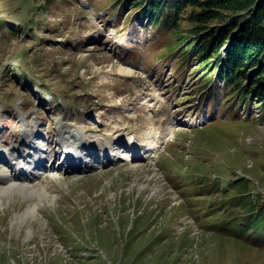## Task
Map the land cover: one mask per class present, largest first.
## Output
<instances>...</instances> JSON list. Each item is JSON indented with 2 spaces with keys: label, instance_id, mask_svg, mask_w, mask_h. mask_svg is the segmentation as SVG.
I'll return each mask as SVG.
<instances>
[{
  "label": "rangeland",
  "instance_id": "obj_1",
  "mask_svg": "<svg viewBox=\"0 0 264 264\" xmlns=\"http://www.w3.org/2000/svg\"><path fill=\"white\" fill-rule=\"evenodd\" d=\"M115 1L0 0V129H3L0 130V137L3 140L9 144L21 143L25 123L30 127L35 125L36 121H22V106L25 115L32 114L29 120L34 115L40 117L38 126L43 131L38 129L35 132L37 136L44 132L42 146L47 144V148L52 150L54 147L49 143L55 144L56 152L60 149V155L65 156L62 159L58 153L56 159L69 163L71 169L81 167L82 160H79L76 143L66 144V138L63 140L61 137L57 142L60 125L66 130V135L68 131L76 133L71 138L75 142L87 136L94 138L101 148L110 143V135L114 140V134L122 129L144 139L135 141L138 149H132L126 142L120 144L123 150L127 149V155L139 153L135 154V158H119L117 153L114 159L104 162L98 172L90 169V166L97 167L90 157L82 175L58 173L56 177L39 178L54 197L41 198L38 192L32 197L9 193L3 196L0 216L6 215L7 210L11 211L7 220L0 218V264H264L262 237L255 231L251 232L254 241L243 238L232 240L220 233L222 226L211 230L201 228L198 236L194 237L186 222L174 219L178 213V208L174 207L181 205L186 206L185 213L194 216L188 196L203 194L200 184L212 181L214 177L221 181L227 179L234 167L239 174L249 172L243 175L252 179V183L260 184L264 195V115L249 120L252 113H259V107L252 104V100H247L245 105H240L236 119L232 120L237 121L233 135L224 136L219 134L221 128L209 127L192 140L194 147L202 149L203 156L211 165L203 164L196 173L189 171L190 182L180 184L179 177L171 180L164 176L167 170L160 165L157 153L163 148L165 140L175 142L177 134L183 132L170 135V130L164 131L167 125L162 126L159 118L160 126L155 123L152 127L154 135L148 136L146 132L151 128L150 120H156L153 115L157 117V112L152 114L151 111L158 109V112L168 113L172 133L178 128L192 132L209 121L231 122L227 113L229 108L225 109L229 101L224 102V98L232 91L222 88V84L214 79L210 87L217 89L214 90L215 97L211 98L213 95L207 94L209 89L203 91L198 87L200 81L195 80L197 73H193V64L184 69V65L180 66L181 60L171 59L167 64L164 59L158 61L166 52V47L165 41H158L156 32L160 31L163 37L167 33L148 29L146 18L143 21L134 18L135 11L130 4L119 7L118 1ZM92 16L95 17L93 21ZM178 24L183 30L195 27V24L183 19ZM152 89L156 90L157 95L153 93L152 96L157 99L147 97L149 93L145 90L151 92ZM54 98L58 103L52 104ZM116 102L121 104H112ZM162 104L163 108L160 107ZM135 106L142 109H126L120 113L121 108ZM242 110L248 112V117L241 114ZM141 117L143 124L139 121ZM12 118H16L14 122ZM9 125L12 127L8 128ZM29 130L34 133L31 128ZM158 131L163 132L160 134V147L153 153L156 143L150 146L145 137L154 138ZM131 136L128 135L127 140ZM3 144L0 140V150ZM184 144L177 148L173 144L174 159L166 158V165L177 159L175 149L184 150L185 156H189V143ZM110 147L112 150V144ZM147 147L153 153L149 158L144 156ZM12 149L15 145L9 150ZM80 150L83 154L88 153ZM96 152L91 151L89 155L96 156ZM12 153L22 155L16 149ZM0 157L4 155L0 154ZM44 158L35 160L34 167L54 170V167L46 168ZM228 162L230 169H226ZM125 163L127 166L122 168ZM246 163L253 168L247 169ZM13 164L9 166L11 172L8 175H27L31 183L36 180L37 174L28 169L33 160L30 164L14 160ZM132 165L142 166L144 174L140 175V169L131 168ZM140 178L138 183H134ZM120 179L132 182L124 193L117 187ZM149 183L151 187L141 195L139 185ZM133 184L138 186L133 188ZM101 185L106 188L103 193ZM240 190L243 195L262 196L249 183ZM129 192L144 198L152 196L160 202L146 201L136 208L133 205V210L126 213L130 204L123 200L115 206L117 214L114 220L94 214L90 217V213L85 215L88 208L99 213L102 205L109 204L117 195L125 197ZM63 195L69 199L60 200ZM247 201L255 202L253 197ZM171 202L175 204L170 207ZM206 203L200 201L199 205ZM163 205L166 211L172 208L168 214ZM33 207L35 211H26ZM212 207L213 204L209 208ZM203 210L212 214L207 209ZM25 211L30 215L26 216ZM160 211L162 217L159 216ZM261 215L264 216V205ZM225 217H228L227 213L221 212L213 220L220 222ZM67 218L68 221L65 220ZM241 218L245 220L246 216ZM177 224L183 227L178 230ZM7 244L12 249H5ZM70 249L73 251L68 256Z\"/></svg>",
  "mask_w": 264,
  "mask_h": 264
},
{
  "label": "trees",
  "instance_id": "obj_2",
  "mask_svg": "<svg viewBox=\"0 0 264 264\" xmlns=\"http://www.w3.org/2000/svg\"><path fill=\"white\" fill-rule=\"evenodd\" d=\"M135 1L137 6L144 4L141 14L153 28L171 29L182 19L195 24L188 31L194 32L191 37H197V41L187 50L196 54L204 70L210 68L211 58H215L225 44L227 47L216 59L221 63L220 74L225 71L226 80L236 82L241 79L236 71L244 72L243 77L247 75L254 82L247 89L248 93L264 103V0ZM188 36L177 33L169 49H173L171 45L184 43L190 38Z\"/></svg>",
  "mask_w": 264,
  "mask_h": 264
},
{
  "label": "bare ground",
  "instance_id": "obj_3",
  "mask_svg": "<svg viewBox=\"0 0 264 264\" xmlns=\"http://www.w3.org/2000/svg\"><path fill=\"white\" fill-rule=\"evenodd\" d=\"M160 120L157 121V120H150V129L147 130L146 134L149 136H153L154 135V132L152 130V127L154 126L155 123L158 124V126H160ZM66 138V140H64ZM73 138V135H64L62 136L61 139H63L66 144H72L73 141L72 139ZM108 140L110 143H112L113 141V138L112 136L110 135L108 137ZM113 146V144H112ZM154 146V144H153ZM127 149L123 150L124 153H127L125 152ZM43 150L42 148L38 147V148H35L34 150V155L35 157L32 159L33 160V165H35L37 162L35 160H39V159H42L44 157L43 155ZM145 155L147 158L150 157V154L152 153L151 149L150 148H145ZM147 153V155H146ZM37 154V155H36ZM125 156L127 154H124ZM24 156L21 155V156H18V154H15V153H12L11 154V157L9 158H5V157H0V162H5L7 163L9 166L10 164L14 166L13 164V161L15 160L16 162H23V164H27L28 162H25L24 161ZM137 166H133V168H136ZM48 170V169H47ZM10 174L9 172L7 171H4L2 169H0V202H2V197L7 195L8 193H12L14 190H16L19 194H25L27 196H34L35 193L38 192V195L39 197H43V198H46L47 196H52V193L50 192V190L48 189L47 185H41V186H35V185H31V182H30V178L29 176L27 175H22V177L18 174H15V173H11V175H8ZM53 175L55 176L56 173L54 172ZM129 190V189H128ZM24 195V196H25ZM26 197V196H25ZM122 206V205H121ZM39 210L40 208L37 207ZM65 208V207H64ZM29 210L32 211H35V207L33 208H29L27 211L29 212ZM63 210V209H62ZM21 215V214H20ZM66 215V214H65ZM64 216V215H63ZM34 217V216H33ZM68 219V218H67ZM26 220V219H25ZM18 239V238H16ZM20 240V239H19ZM36 241V240H35ZM15 244V243H14ZM18 244V243H17ZM3 245V244H2ZM36 246L38 247V245L36 244ZM46 246V245H45ZM52 246V244H51ZM53 247V246H52ZM35 248V247H34ZM47 251V250H46ZM39 252V251H38ZM57 254V253H56ZM67 256V255H66ZM48 258V257H47ZM71 258H74V257H71ZM49 259V258H48ZM66 260V259H64ZM70 260V259H69Z\"/></svg>",
  "mask_w": 264,
  "mask_h": 264
}]
</instances>
